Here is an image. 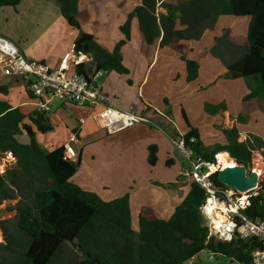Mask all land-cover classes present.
<instances>
[{"label": "crops", "instance_id": "crops-1", "mask_svg": "<svg viewBox=\"0 0 264 264\" xmlns=\"http://www.w3.org/2000/svg\"><path fill=\"white\" fill-rule=\"evenodd\" d=\"M20 1L16 6L0 7V35L15 44L7 27L16 18L14 8L21 7ZM131 1L134 3L128 8V0H107L105 4L99 0H80L78 10L88 15V21L82 28L90 22L98 24L84 30L94 35L108 51L113 52L120 41H126L121 55L122 64L129 73L106 72L99 83L119 109L133 110L145 116L154 124L153 127L142 122L110 134L97 126L92 117V108L57 100L54 103V106L57 104L56 109L52 108L48 114L54 130L46 134L36 133V141L48 154L76 135L75 147L79 151L80 166L70 181L96 193L104 201L128 194L132 224L138 228L141 212H145L149 219H169L174 208L189 192V182L179 180L183 165H180L175 146L165 132L184 136L194 128L204 146L218 148L228 144L224 130L235 127L239 133L238 141L248 145L249 138L250 143L255 145L248 146L264 159V93L257 80L233 78L228 70L229 65L242 59L247 52L250 18L219 12L209 0H202L193 8L186 6L184 10L177 5H169L181 0L159 1L156 9L159 21L168 22L169 16H172L175 30H188V34H150L153 41L148 42L140 32L138 19L134 17L127 40L120 33L121 24L125 22L121 17H126L131 8L142 3V0ZM28 3L29 8H36L50 2L29 0ZM93 3L96 13L92 11ZM100 7L107 8L98 9ZM119 7L124 9V14L118 12L121 11ZM27 12L31 20L37 21L43 16L42 12L33 8ZM61 17L65 20L62 12L58 23ZM189 23L192 27H189ZM44 32L38 34L34 42L38 44L46 39L48 43L44 51L21 44L27 41L23 36L16 45L28 57L56 67L74 46L77 37L74 34L64 37L65 34ZM49 46L51 48L48 50ZM188 60L198 64L197 77L192 81H188ZM252 92L259 93L260 103L257 100L244 102ZM0 100L9 102L14 108L19 107L26 115L37 109L36 100L28 93L24 79L7 77L1 72ZM26 123H30L29 119ZM17 139L25 145L30 143L27 135H18ZM152 145L158 148V160L154 167L149 165L146 154V149ZM18 161H12L15 165L8 171L16 169ZM161 165L163 167L158 170ZM83 169L87 170L86 175H83ZM172 170L174 174H171ZM140 182H145L143 187L150 189L149 194H140ZM155 182L162 184V187L152 186ZM18 201L4 202L0 206L1 220L10 219L12 214L4 210ZM0 228L3 232L1 225Z\"/></svg>", "mask_w": 264, "mask_h": 264}, {"label": "trees", "instance_id": "trees-1", "mask_svg": "<svg viewBox=\"0 0 264 264\" xmlns=\"http://www.w3.org/2000/svg\"><path fill=\"white\" fill-rule=\"evenodd\" d=\"M52 1L59 4L68 25L80 31L74 44L76 50L92 56V61L77 67L80 75L90 80L100 71L129 73L122 64L121 48L125 40L120 41L113 52L108 51L94 35L82 30L88 15L79 12V0ZM159 1L166 0H142L129 15L121 27L127 40L135 16L140 32L148 42L153 41L150 34H162V30L164 34L188 31L175 30L172 16L168 22L159 21L156 12ZM199 3L190 0L169 5L184 10L186 6L193 8ZM209 3L220 6L219 0H209ZM18 4L19 0H0V7ZM222 12L250 18L247 52L242 59L228 66L230 76L257 80L264 93V0H229L227 11ZM189 27H192L190 23ZM187 68L188 81L195 80L198 64L188 60ZM30 96L36 100L32 94ZM253 100L260 103L258 92H252L244 102ZM27 119L30 123H26ZM53 130L47 112L36 109L26 115L19 107L14 108L9 102L0 100V158L11 153L19 159L16 169L0 173V206L19 199L4 210L12 214L10 219L0 218L6 242L0 243V264H74L73 261L76 264H203L210 254H215L220 264L227 260L251 264L252 252L262 248L257 238L235 237L226 242L210 237L200 212L207 192L194 181L188 184L189 192L169 219H149L141 212L138 228L134 229L128 194L104 201L96 193L70 181L79 169L80 159L77 163L66 160L64 146L48 154L43 152L36 141V133L46 134ZM224 133L228 144L218 148L204 146L194 128L183 137L195 157L214 162L217 153L226 151L238 164L248 167L252 148L238 141L239 133L235 127L225 129ZM18 135H27L30 143H20ZM157 152V146L149 147L150 165H156ZM213 177L216 186H224L218 181L217 174ZM243 213L252 220L264 218V180L258 195L250 198V206ZM72 248L79 255L78 260L68 255ZM7 250L13 258L10 263L5 262Z\"/></svg>", "mask_w": 264, "mask_h": 264}, {"label": "built area", "instance_id": "built-area-1", "mask_svg": "<svg viewBox=\"0 0 264 264\" xmlns=\"http://www.w3.org/2000/svg\"><path fill=\"white\" fill-rule=\"evenodd\" d=\"M92 61L88 53L77 51L73 46L62 58L59 65L51 67L48 64L35 60L25 55L20 48L10 39L0 35V72L7 77H20L24 79L27 90L36 98L39 111H52L57 100L73 103L78 106H87L94 111L92 114L97 126L115 133L134 126L139 122L152 123L145 116L136 114L133 110L119 109L114 100L103 90L99 79L103 76L100 71L90 80L80 75L77 67ZM175 139L169 136L175 146L189 163V168L184 175L191 181L198 183L207 192L205 203L200 207V212L209 228V235L220 241L229 242L235 237L241 239L257 238L262 248L252 252L251 264H264V218L252 220L243 211L250 206V198L258 195L264 180V159L252 151L251 164L248 174L256 168L260 170L258 186L250 192H240L218 180L224 186H216L214 175L224 170L219 164V152L215 161L195 157L190 147H186L184 137L175 134ZM77 136L73 135L64 145V158L71 163L79 160V151L76 149ZM225 152V151H224ZM229 159H233L228 152ZM236 162V161H235ZM218 179V178H217ZM244 195L239 197L237 192ZM212 203H209V202ZM243 202V203H242ZM213 207L209 214L206 208ZM230 236L231 239L226 237ZM4 242L3 232L0 228V243ZM210 264H220L215 254H210ZM225 264H237L227 260Z\"/></svg>", "mask_w": 264, "mask_h": 264}, {"label": "rangeland", "instance_id": "rangeland-1", "mask_svg": "<svg viewBox=\"0 0 264 264\" xmlns=\"http://www.w3.org/2000/svg\"><path fill=\"white\" fill-rule=\"evenodd\" d=\"M20 1V0H19ZM28 1L29 0H21L20 1V6L21 7H19V6H17V8H14V13H15V19L13 20H11V23H10V25H8V27H7V29L9 30V33H10V35H12L13 36V40L16 42V44H18V42L19 41H21V37L23 36V37H26V40L27 41H24V43L22 42L21 44H23V45H29V46H31V47H33L34 49H36V50H41V51H44L45 50V48H46V46H47V41H46V39H44L43 41L41 40L38 44H36V43H34L35 42V39H36V36L38 35V34H41L43 31H45L44 33L45 34H65L64 35V37H66V34H74L75 35V38L76 37H78V34L80 33V31L78 30V29H75V28H73V27H70L69 25H67L68 23H67V21H65L62 17L59 19V23H58V18H59V16H60V14H61V12L59 11V10H61V8H60V6H59V4L56 2V1H52V0H50L49 2L50 3H44V6H43V4L42 5H39V6H37L36 8L35 7H28V5H29V3H28ZM45 1H47V0H45ZM102 4H105L106 3V1L107 0H99ZM129 1V3H128V5H127V7L129 8V7H132V5H133V3H134V1H131V0H128ZM171 1H173V0H171ZM182 2H187V1H190V0H181ZM197 1V3L198 2H201L202 0H196ZM25 2V3H24ZM79 2H80V0H79ZM28 3V4H27ZM33 3V2H32ZM179 2H177L176 4H178ZM219 3H220V6H217L216 4H215V8H217L218 10H221V11H227V7H228V5H229V0H219ZM142 4V3H141ZM140 4V5H141ZM92 5V8H93V13H96V9H95V6H94V3L93 4H91ZM139 5V6H140ZM35 6V5H34ZM192 6V5H191ZM56 7H58V9L56 8ZM138 6H136L135 8L133 7V8H131L132 10H131V12H129L128 14H127V18L125 17V16H123V17H121V18H124L125 19V22L123 23V24H121V27L122 26H124L125 25V23L127 22V20H128V17H129V15L137 8ZM214 7V6H213ZM31 8H33L34 10H36L37 12H42V17H41V19L40 20H31V15L30 14H28V10L29 9H31ZM107 7H100V8H98V9H106ZM123 8H124V4H123ZM123 8H120L119 7V9H121V11H118L119 13H123L124 14V9ZM189 8H191V7H189ZM56 9L58 10V13L56 12ZM104 10H103V12H104ZM92 13V14H93ZM228 14V13H227ZM44 17V18H43ZM109 16L107 15V18H108ZM135 18H137V16H135ZM180 18H181V16H180ZM138 19V18H137ZM182 19V18H181ZM180 19V20H181ZM243 21L245 20V19H242ZM96 21V20H95ZM139 21V20H138ZM30 22H32V23H30ZM66 22V23H65ZM51 24V26L49 27L48 25H50ZM88 25V26H87ZM86 26H85V28H83L82 30H84V29H87V28H91L92 26H97L98 24H95V22H90L89 24H87ZM121 27H120V30H121ZM160 30H162V27H160ZM85 31V30H84ZM163 34H164V32H163V30L161 31ZM160 32V33H161ZM188 32V31H187ZM187 32H185V34L187 33ZM120 33H122V34H124V36L126 37V34L124 33V31H122L121 30V32ZM167 34H169V32H167ZM43 43H45V44H43ZM43 45H45V46H43ZM55 46V45H54ZM51 48V46H49L48 47V50ZM36 60V59H35ZM38 61H40V60H38ZM49 63H50V61H49ZM103 72V76H105L106 75V72L105 71H102ZM257 90V89H256ZM255 91V90H254ZM74 105V104H73ZM56 106H57V104L54 106L53 105V109H56ZM71 108H73V107H71ZM136 111V110H135ZM74 113H75V111H74ZM137 113V112H136ZM150 119V118H149ZM139 123H142V122H139ZM143 123H145L146 124V122H143ZM136 124H138V123H136ZM147 124H152V127H153V123H147ZM130 128V127H129ZM154 128H156V129H158L159 130V128H157V127H154ZM162 131V130H161ZM163 132V131H162ZM168 135H166V134ZM164 134H165V136L167 137V138H169V136H171L172 138H174L175 139V137H176V135H175V133H172V132H170V131H167V132H165ZM111 134V133H110ZM247 142H248V145L249 146H251V147H253V145H255L254 143H250V140H249V138H248V140H247ZM174 144V143H173ZM175 146V145H174ZM147 149H148V153H147ZM146 149V154H148V156H149V148H147ZM175 155H176V157L178 158V161L180 162V165L182 164L183 165V169H182V175L179 177V180L182 182V181H187V182H189V183H191V180L189 179V178H187L185 175H184V171L187 169V168H189V163H188V161L184 158V156H183V154L180 152V150L177 148V146H175ZM14 163H12V159H6L5 157H3V158H0V173L1 174H5V170H6V167H9V168H11L12 166H14L13 165ZM150 165V164H149ZM151 167H154L153 165H150ZM163 167V165H161V166H159L158 167V170H161V168ZM249 167V166H248ZM84 170V169H83ZM171 172V174H174L175 173V171L174 170H172V171H170ZM83 175H86V173H87V170L85 169L83 172ZM76 175V174H75ZM156 183H158V182H155L154 183V185H152V184H150V185H152V186H156V185H158V186H161L162 187V184H156ZM145 184V182H140V188H141V193L140 194H149L148 193V190H150L148 187H143V185ZM180 184H184V183H180ZM149 186V185H148ZM135 186H133V188H134ZM254 190H256V189H254ZM237 192V191H236ZM113 193V192H112ZM238 194V196L239 197H241V196H243L244 194L243 193H239V192H237ZM108 195H110V193L108 194ZM5 206V205H4ZM3 206V207H4ZM0 214H2V213H0ZM133 228L134 229H137V227L136 226H134V224H133ZM13 242V241H12ZM3 244H6V242H4ZM15 245V244H14ZM16 246V245H15ZM72 250V253L70 252V251H68V255L70 254V256H74V258H77V260H78V254H76V253H74L75 251H74V249L72 248L71 249ZM67 252V251H66ZM5 257L8 259L7 261H5L6 263H10V262H12L13 261V258H12V256H11V252H10V250H7L6 251V253H5ZM73 263L74 264H76V262L75 261H73ZM203 264H210V262L208 261V260H205V262L203 263Z\"/></svg>", "mask_w": 264, "mask_h": 264}, {"label": "water", "instance_id": "water-1", "mask_svg": "<svg viewBox=\"0 0 264 264\" xmlns=\"http://www.w3.org/2000/svg\"><path fill=\"white\" fill-rule=\"evenodd\" d=\"M5 158L6 159L11 158L12 161L14 162L18 160L12 154L7 155ZM237 165L238 167L236 168H226V169L224 168V170L220 171L217 174L218 180L222 181L229 187H233L237 190H241V191L245 190L246 192L252 191V190L248 191V189L254 185V181L252 178L253 172L248 174L247 166L240 165L238 163ZM8 169L9 167H6L5 171H8Z\"/></svg>", "mask_w": 264, "mask_h": 264}, {"label": "bare ground", "instance_id": "bare-ground-1", "mask_svg": "<svg viewBox=\"0 0 264 264\" xmlns=\"http://www.w3.org/2000/svg\"><path fill=\"white\" fill-rule=\"evenodd\" d=\"M219 164L222 168H236L238 167L237 163L235 162V160H231L229 159V156L226 152H222V153H219ZM259 175H260V170L257 169V165H256V168L253 170V174H252V178H253V181H254V185L252 187H250L248 189V191L250 190H254L255 188H257L258 186V181H259ZM240 192H243L244 194H246L245 190L244 191H241L239 190Z\"/></svg>", "mask_w": 264, "mask_h": 264}, {"label": "clouds", "instance_id": "clouds-1", "mask_svg": "<svg viewBox=\"0 0 264 264\" xmlns=\"http://www.w3.org/2000/svg\"><path fill=\"white\" fill-rule=\"evenodd\" d=\"M209 203H212V202L210 201ZM242 203H243V202H242ZM213 207H215L214 204L212 205V207H208V208H206V211L210 214V213L212 212V210H213ZM226 238H227V239H231L230 236H228V237H226Z\"/></svg>", "mask_w": 264, "mask_h": 264}]
</instances>
